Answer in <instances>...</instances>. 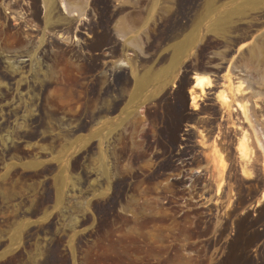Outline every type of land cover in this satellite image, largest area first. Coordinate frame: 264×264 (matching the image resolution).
<instances>
[{"label":"rangeland","instance_id":"1","mask_svg":"<svg viewBox=\"0 0 264 264\" xmlns=\"http://www.w3.org/2000/svg\"><path fill=\"white\" fill-rule=\"evenodd\" d=\"M8 1L0 0V55H33L22 68L0 64V264H264V191L255 193L256 183L242 175L246 159L236 150L244 127L264 156V0H76L79 13L55 0L62 16L86 24L70 34L83 45L77 54L59 39L44 48L41 0H33L41 31L28 39ZM104 62L117 70L114 127L143 83L137 112L149 106L145 124L154 131L132 159L138 173L112 172L108 199L94 191L88 121ZM209 90L213 102L203 106ZM185 148L205 170L214 151L222 156L233 175L222 203L214 204L221 190L209 180L191 188L179 179L184 168L173 154L183 157ZM134 198L147 206L142 221L131 215Z\"/></svg>","mask_w":264,"mask_h":264},{"label":"bare ground","instance_id":"2","mask_svg":"<svg viewBox=\"0 0 264 264\" xmlns=\"http://www.w3.org/2000/svg\"><path fill=\"white\" fill-rule=\"evenodd\" d=\"M41 1H42V4H43L42 8H43V11H44L43 12V17H42V21H43V29H42V31H43L44 34L48 35L44 48L46 47V45H48V43L53 45L54 42H55V39H56V41H57V39H59L61 41V44L64 45L66 48H68L70 50L69 53L77 54L81 50H83V45H81L82 43L80 44L78 42L72 41L70 39L71 38L70 34H71L72 31H75V30L80 29V28L82 29L83 27L86 26V24L82 23L78 18H77L78 19L77 20L76 18H73L72 16H70V17L69 16H62L57 11V6L58 5H57L55 0H41ZM60 1L61 2L63 1L65 3V6H66V8H67V10L69 12L75 10V11H78V13H79V10H80L79 6H78L79 0H78V2L76 0H60ZM28 2H29V6L26 7V8H25V5L28 4L26 0H13V2H9L8 1V2L4 3L5 9L8 10L10 12V15L12 16V17L11 16L10 17H11L12 21L14 22V25H17L20 28L24 29L25 32L24 31H22V32L25 34L26 38L27 37H32L34 32H40L41 31V29H40L41 25L36 23V17H37L36 13L37 12L35 11V9H36L37 3H35V1H33V0H29ZM81 15H83V14H81ZM70 23L71 24H76L77 23V24L75 26H73ZM57 27H60V29L56 30ZM78 31H80V30H78ZM1 36L2 35L0 34V46H1V43H2L1 41L3 40L1 38ZM31 40H32V38H31ZM34 46H35V44H34ZM11 47H13V46H11ZM53 47H54V45H53ZM53 47H52L51 50H54ZM107 49L108 48L105 47V49H102V52H101V54L104 55L105 57H108ZM55 50H56V48H55ZM3 53H5V52H3ZM8 53L9 54H4V55L1 54L0 55V64L8 61V62H10V64L13 63V66H15L17 68H20V67L22 68L23 66H25L26 61L24 59L27 58V57L29 59V57L31 55H33V54L30 55L29 51H24V52H22L20 54H14L13 52H8ZM43 53L44 52H42V54ZM42 62H44V61H42ZM67 62H69V61H67ZM50 66H52V65H50ZM51 73H50V75H51ZM116 73H117L116 68H114L113 66H110L108 63L104 62L103 66H102V69L99 72V75H96L95 79L93 78L94 79V83H93V97H92L93 98L92 99L93 105L91 106L92 107L91 115H90V119L88 120L89 123L92 126L91 128H93L92 129V137L90 138V140H92V143H91V147H92L91 149L93 150V161L92 162H94V168H95V171H94V175H95L94 191H95L97 197H99V195H101L100 192L104 190L103 191L104 193H102V195L104 196L105 199L109 198V191H110L111 182H112V179L115 178V177L114 178L112 177V174H113L112 172H114L116 178H117V175L119 173H121V172H124V173L129 174V175H131L133 173H138L139 169L135 168V166L132 163V159L134 158V156H136L139 153H141L142 146H143L142 143L144 142V140L147 139V137L150 134V131L153 128L152 127L153 125H152L151 126L152 128L150 130V129H148L146 127V124H145V122L146 121L148 122V120H149V118H148V114L150 112L149 106L148 107L147 106H142V110L143 111H141V113L137 112V108L139 106H141L142 100H143L142 96L140 95L141 90L144 87L143 83H139L138 84V92L136 94H133L132 96H130V98L128 100V105H129L128 111L124 115H122L121 119L119 118L120 119L119 123L117 124L116 127H114L115 122L113 121L114 119H113L112 116H113V114H115V112L117 110V106H118V102H117L118 98L116 96L117 84H116L115 78H114ZM42 74H44V73L42 72ZM54 74L55 73H53V75ZM45 76L46 75H44V77ZM41 78H40V80H41ZM59 79H60V76H59ZM70 79H71V77H70ZM14 80H16V79H14ZM205 81L206 80L204 78L197 77L196 78V85L202 86L205 83ZM55 82H57V81H55ZM42 84H43V82H42ZM206 84H208V82H206ZM238 85H239L238 87L240 89L241 83H238ZM26 86H27V84H26ZM33 87L35 88V85ZM38 87H40V86H38ZM28 88H26V89H28ZM30 89H29V91H30ZM34 92H36V91H34ZM40 93H42V92H40ZM213 94L214 93L211 92V90L208 91L207 96H206V98L204 100L205 105H203V106L211 105V102H213ZM55 95H57V94L55 93ZM60 95H62V94H60ZM63 95H64V93H63ZM27 96H28V94H27ZM216 97H218V99L221 100V103L222 102H223V104L227 103L226 101L224 102V98L225 97H224V95L222 93L220 95L216 96ZM58 98L62 99V97H58ZM160 100H161V97L159 98V96H156L154 98L155 102L152 104V108L158 110V108H160V105H159V101ZM31 101H33V100H31ZM58 103H60V102H58ZM63 103H64V100H63ZM242 103H243L241 105V108H242V114H241V116H242V124L246 125L249 128V125L247 124V119L249 118L248 117V109H247L246 103H244V102H242ZM253 103H254L253 104L254 107L258 106V102H253ZM203 106H201V108ZM11 107L13 108L14 106H11ZM25 108H26V106H25ZM259 108H261L262 112L264 113V102H263V104L260 105ZM9 111H10V109H9ZM11 115L14 116L15 113L12 112L11 114H9L8 119L10 118ZM250 115H251L252 118H254V116L256 117L255 114H253L254 116L252 115L251 109H250ZM2 116H4V115H2ZM5 116H7V115H5ZM261 116H263V114H261ZM34 117L30 116L31 119H30L29 125H33L35 123V118ZM2 119H5V118L3 117ZM8 119H7V122H8ZM78 119H80V117ZM1 121H3V120H1ZM81 121H82V119H80V122ZM237 121H239L241 123V121L239 119H237ZM80 122H78L77 125L74 124V126L78 127ZM52 123H54V122L52 121ZM82 123H81V125H82ZM65 129H66V127H65ZM246 129L244 127H242V133L240 134V137L237 139L238 143H237L236 150L239 153H241V157L243 159H246V160H244V162L242 161L243 165L240 163V165H242L241 168H240V169H242V171H241L243 173L242 175L245 176V179L253 180L256 183L257 191L255 193H257L259 195V192L261 193V191H264V176L263 175H262L263 177L260 176L261 173L259 172L258 166H259V162H260L261 158H263L262 159V169H263V173H264V156H262L260 154L261 152L259 151V149H257V147H256V149H255V147L254 148L251 147V145L253 143L252 142L253 139H252L251 133H249L248 129L247 130ZM53 130H54V128H53ZM73 130H71L69 128V129L66 130V132L67 133H71V132H73ZM30 131H32V130H30ZM182 131H186V129H184ZM151 132L154 133V131H151ZM24 133H25V131H24ZM155 134H156V132H155ZM64 135H66V134H64ZM230 148H231V146H230ZM221 149L222 148H220V150ZM182 153L184 154L183 157H179L178 153H174L173 154V158L174 159H178L179 158L178 159L179 164L182 166V168H184L183 172H182L183 174H182L181 177H179V179L184 181V183H190L191 184V186H190L191 188H194L197 185V183H205L207 180H209L210 183L214 184V186L217 188V190H221L220 191L221 192L220 196H218V199L214 202V204H216L218 202H219V204L222 203L221 201L225 198L224 196H226V194H227L228 185L230 183V180L233 179L232 178L233 175H232L231 172L225 173V171H224L225 167H224L223 159H222V156L220 154H218L219 152L218 151H214L213 152L214 154L211 156L212 158H211V162H210V167L211 168L207 169V170H205L206 168L202 169L200 167L199 157H198V154H197L196 151H193L190 148H185ZM263 154H264V152H263ZM124 157L131 158V161L129 162V164H125V165L122 164L121 165V160ZM85 158H86V156H85ZM83 159H84V157H83ZM91 159H90V161H91ZM127 160H126V162H127ZM90 161H88V163ZM200 168L202 169L201 173L198 176L194 175L193 174V170L200 169ZM90 171H92V170H90ZM131 197L133 198V196H131ZM136 197H137V195H136ZM254 198L255 197H253V199ZM254 200L259 202L258 198L254 199ZM131 206H133V208L131 207L132 208V211H131L132 217L134 219H136L137 221H142L146 217L145 211H146V208H147L146 204L144 203V200L143 199L140 200V199L134 198L132 200Z\"/></svg>","mask_w":264,"mask_h":264}]
</instances>
